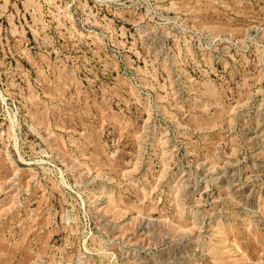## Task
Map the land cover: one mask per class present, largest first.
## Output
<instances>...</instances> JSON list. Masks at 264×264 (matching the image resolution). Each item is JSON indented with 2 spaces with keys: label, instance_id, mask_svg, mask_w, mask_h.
<instances>
[{
  "label": "rangeland",
  "instance_id": "obj_1",
  "mask_svg": "<svg viewBox=\"0 0 264 264\" xmlns=\"http://www.w3.org/2000/svg\"><path fill=\"white\" fill-rule=\"evenodd\" d=\"M0 264H264V0H0Z\"/></svg>",
  "mask_w": 264,
  "mask_h": 264
}]
</instances>
